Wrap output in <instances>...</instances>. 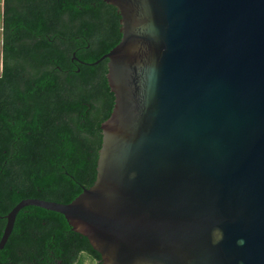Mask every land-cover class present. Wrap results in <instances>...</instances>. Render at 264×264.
Instances as JSON below:
<instances>
[{
    "label": "water",
    "instance_id": "1",
    "mask_svg": "<svg viewBox=\"0 0 264 264\" xmlns=\"http://www.w3.org/2000/svg\"><path fill=\"white\" fill-rule=\"evenodd\" d=\"M114 101L63 214L104 264H264V0H105ZM99 59L95 60L98 61Z\"/></svg>",
    "mask_w": 264,
    "mask_h": 264
},
{
    "label": "trees",
    "instance_id": "2",
    "mask_svg": "<svg viewBox=\"0 0 264 264\" xmlns=\"http://www.w3.org/2000/svg\"><path fill=\"white\" fill-rule=\"evenodd\" d=\"M105 0H4L0 68V236L20 199L68 202L93 182L114 94L100 56L120 39ZM99 59L95 62V60ZM104 264L60 212L24 205L0 264Z\"/></svg>",
    "mask_w": 264,
    "mask_h": 264
},
{
    "label": "crops",
    "instance_id": "3",
    "mask_svg": "<svg viewBox=\"0 0 264 264\" xmlns=\"http://www.w3.org/2000/svg\"><path fill=\"white\" fill-rule=\"evenodd\" d=\"M3 12H4V0H0V64H1V29L3 24Z\"/></svg>",
    "mask_w": 264,
    "mask_h": 264
},
{
    "label": "rangeland",
    "instance_id": "4",
    "mask_svg": "<svg viewBox=\"0 0 264 264\" xmlns=\"http://www.w3.org/2000/svg\"><path fill=\"white\" fill-rule=\"evenodd\" d=\"M0 65H1V64H0ZM83 264H93V262L91 261V259H90L88 256H86V257L84 258Z\"/></svg>",
    "mask_w": 264,
    "mask_h": 264
}]
</instances>
